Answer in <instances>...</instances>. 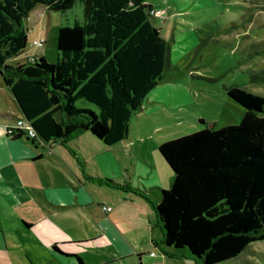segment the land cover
I'll use <instances>...</instances> for the list:
<instances>
[{
  "label": "trees",
  "instance_id": "trees-1",
  "mask_svg": "<svg viewBox=\"0 0 264 264\" xmlns=\"http://www.w3.org/2000/svg\"><path fill=\"white\" fill-rule=\"evenodd\" d=\"M38 4L61 13L79 4L82 15L59 27L56 62L41 55L9 63L25 49L23 21ZM151 10L147 0H0V76L36 137L10 130L19 118L6 135L43 145L85 132L106 146L123 140L167 63L168 46ZM225 92L244 108L238 124L208 123L158 146L173 174L153 206L162 242L197 264L234 259L264 240V97L239 85ZM99 182L136 192L126 183Z\"/></svg>",
  "mask_w": 264,
  "mask_h": 264
},
{
  "label": "rangeland",
  "instance_id": "rangeland-1",
  "mask_svg": "<svg viewBox=\"0 0 264 264\" xmlns=\"http://www.w3.org/2000/svg\"><path fill=\"white\" fill-rule=\"evenodd\" d=\"M147 2L152 8L149 19L160 29L168 46L167 63L160 82L151 90L142 109L130 118L127 138L113 146V153L121 161L128 160L129 141H133L136 148L141 147L148 159L151 150L156 155L159 142L190 134L208 123L215 129L238 124L243 118L244 108L227 96V86L239 85L264 97V81H252L253 77L264 75V0ZM81 15L79 4L66 13L36 5L23 21L28 28L27 43L16 59L21 62L27 57L38 59L43 55L48 63L56 62L59 27L71 26ZM40 39L43 40L42 45L33 44L34 40ZM0 108L18 115L14 101L4 93L0 94ZM24 139L26 141V136ZM78 141L80 152L83 151L87 158L78 161L81 155L75 149L77 155L73 162L90 174L100 168L96 164L98 146L86 137H80ZM20 164L13 163L6 171L2 168V172H7L10 178H17L18 184L25 180L26 174L34 182L57 175L56 160L47 155L37 164L26 167ZM91 187L103 200L111 202L110 197L115 193L113 190L96 184ZM165 188L168 189L169 184ZM2 192L6 196L2 193L0 199V241L3 243L5 240L11 247L8 250L0 248L1 254L8 264L9 261L15 264L12 256L20 263H29L23 251L25 245L27 249H32L31 254L35 258L45 262L43 260L48 259V251L42 246L37 249L40 253L35 254V245L25 244L24 240L21 241L22 235L16 232L15 217L26 215L27 211L34 213L38 205L30 203L29 198H33L24 189L7 188ZM14 198L17 205L11 206L8 200ZM35 233L40 235L39 229L35 228ZM49 233L53 234L52 231ZM220 264H264V240L251 243L238 257Z\"/></svg>",
  "mask_w": 264,
  "mask_h": 264
},
{
  "label": "crops",
  "instance_id": "crops-1",
  "mask_svg": "<svg viewBox=\"0 0 264 264\" xmlns=\"http://www.w3.org/2000/svg\"><path fill=\"white\" fill-rule=\"evenodd\" d=\"M13 61L19 62L16 58ZM1 93L14 101L0 76ZM14 103L18 115L0 108V199L4 194L2 191L7 188L29 192L33 198H29L30 203L39 208L34 213L27 211L26 215L15 217L16 232L22 235L21 241L24 240L25 244L35 245V254L40 253L37 249L42 246L48 251V259L41 262L31 254L32 249L23 245L22 250L29 261L26 264H79L76 256L83 264H197L186 251L164 246L161 229L156 223L153 206L159 200L160 190L167 189L166 184L170 187L173 181L171 170L158 152L159 144L164 141L158 143L156 155L151 150L148 159L141 147L136 148L134 142L129 141L128 160L121 161L113 153V146L121 144L127 136L111 146L104 145L87 132L66 143L51 145H43L27 137L25 141L24 135L12 139L5 131L22 116ZM80 137H86L99 149L96 164L100 168L90 174L73 162L77 155L75 149L80 152ZM83 153L80 152L78 161L87 158ZM46 155L56 160L59 168L52 179L34 182L26 174L25 180L18 184L17 178L15 180L7 172H2V168L6 171L16 162H21L23 167L37 164ZM105 178L129 184L136 192L113 189L99 182ZM93 184L115 192L110 203L91 187ZM104 195L108 196V193ZM8 203L17 205L15 198ZM103 206L110 210H103ZM35 228L39 229L40 235L35 233ZM9 247L5 240L3 243L0 241V248L8 250ZM5 259L0 252V264H8ZM11 259L15 264H23L14 256Z\"/></svg>",
  "mask_w": 264,
  "mask_h": 264
},
{
  "label": "built area",
  "instance_id": "built-area-1",
  "mask_svg": "<svg viewBox=\"0 0 264 264\" xmlns=\"http://www.w3.org/2000/svg\"><path fill=\"white\" fill-rule=\"evenodd\" d=\"M33 44L34 45H37V46H40V45L43 44V40L42 39H40V40H34L33 41ZM14 129H20V130H22L28 138L33 139V138L36 137L35 132L33 131L32 127L23 118H19L16 121L15 125L10 130L13 132ZM102 209L103 210H107V211L110 210L109 207H104V206L102 207Z\"/></svg>",
  "mask_w": 264,
  "mask_h": 264
}]
</instances>
